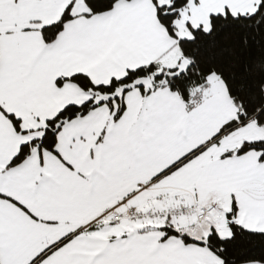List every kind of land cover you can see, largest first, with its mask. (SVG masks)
Returning a JSON list of instances; mask_svg holds the SVG:
<instances>
[{
	"label": "snow or ice",
	"instance_id": "obj_1",
	"mask_svg": "<svg viewBox=\"0 0 264 264\" xmlns=\"http://www.w3.org/2000/svg\"><path fill=\"white\" fill-rule=\"evenodd\" d=\"M0 264H264V0H0Z\"/></svg>",
	"mask_w": 264,
	"mask_h": 264
}]
</instances>
